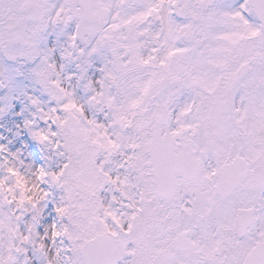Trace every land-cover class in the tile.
Here are the masks:
<instances>
[{
  "label": "snow or ice",
  "instance_id": "obj_1",
  "mask_svg": "<svg viewBox=\"0 0 264 264\" xmlns=\"http://www.w3.org/2000/svg\"><path fill=\"white\" fill-rule=\"evenodd\" d=\"M0 264H264V0H0Z\"/></svg>",
  "mask_w": 264,
  "mask_h": 264
}]
</instances>
